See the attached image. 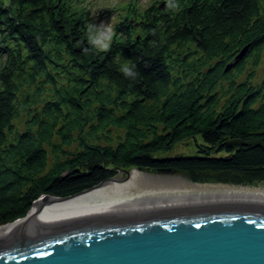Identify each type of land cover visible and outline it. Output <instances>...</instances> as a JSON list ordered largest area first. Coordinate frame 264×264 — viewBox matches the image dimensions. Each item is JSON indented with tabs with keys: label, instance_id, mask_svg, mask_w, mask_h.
<instances>
[{
	"label": "trees",
	"instance_id": "1",
	"mask_svg": "<svg viewBox=\"0 0 264 264\" xmlns=\"http://www.w3.org/2000/svg\"><path fill=\"white\" fill-rule=\"evenodd\" d=\"M172 2L147 16L141 37L125 19L96 50L60 0H0V225L119 168L264 181V76L251 80L264 0ZM129 66L135 79L122 74ZM189 138L195 153L170 154Z\"/></svg>",
	"mask_w": 264,
	"mask_h": 264
},
{
	"label": "water",
	"instance_id": "2",
	"mask_svg": "<svg viewBox=\"0 0 264 264\" xmlns=\"http://www.w3.org/2000/svg\"><path fill=\"white\" fill-rule=\"evenodd\" d=\"M129 170L91 188L125 180ZM150 173L124 197L40 215L31 209L30 220L0 226V264H264V194L173 186L147 180ZM79 193L44 194L33 206Z\"/></svg>",
	"mask_w": 264,
	"mask_h": 264
},
{
	"label": "rangeland",
	"instance_id": "3",
	"mask_svg": "<svg viewBox=\"0 0 264 264\" xmlns=\"http://www.w3.org/2000/svg\"><path fill=\"white\" fill-rule=\"evenodd\" d=\"M68 8L69 16L72 19H78L81 16L84 20V24L89 32L91 25H100L101 23L109 24L113 29V22L118 19L119 16L130 12L131 9L138 8L139 10L149 6L152 1L157 2L159 0H62ZM165 1V0H163ZM162 1V2H163ZM78 22V21H77ZM110 43V42H109ZM250 73V65H247L243 74L239 77L240 80L247 78ZM264 76V52L262 53V60L259 66L255 69V75L252 77V81L255 83L260 82ZM25 116H21L18 120L21 125H24ZM197 140L192 138L185 139L175 145L174 149L171 151V155L175 154H192L197 150ZM151 172H171V174H181L188 176L187 173L164 170V171H151ZM122 175L123 173H118ZM189 177V176H188ZM200 183H221V182H200ZM230 184V183H221ZM236 185V184H231ZM242 186V185H240ZM246 187H263L264 181L255 185H245Z\"/></svg>",
	"mask_w": 264,
	"mask_h": 264
},
{
	"label": "bare ground",
	"instance_id": "4",
	"mask_svg": "<svg viewBox=\"0 0 264 264\" xmlns=\"http://www.w3.org/2000/svg\"><path fill=\"white\" fill-rule=\"evenodd\" d=\"M144 170L137 168L130 169L128 177L125 180H109L99 186L93 187L87 191L81 192L75 196L65 198V199H59V198H49L47 200H40L38 201L33 207L32 211L36 215L40 214H46L53 211L58 210H65L67 208H70L71 206L79 207L83 204H91L94 201L97 200H105L107 198H116V197H124L126 196V187L130 185L134 179L140 175L143 174ZM153 179H160L163 182L173 185V186H180V187H223V188H234V189H242V190H248V191H254L256 193L264 194V188L263 187H246L245 185H231V184H221V183H215V184H207V183H200L195 182L190 179L188 176L184 175H177V174H171V172H160V173H154L151 172L150 175L147 177V180H153ZM31 218V210L28 212V214L16 221L4 223L0 226H4L6 224H11L14 222H23L28 221Z\"/></svg>",
	"mask_w": 264,
	"mask_h": 264
},
{
	"label": "clouds",
	"instance_id": "5",
	"mask_svg": "<svg viewBox=\"0 0 264 264\" xmlns=\"http://www.w3.org/2000/svg\"><path fill=\"white\" fill-rule=\"evenodd\" d=\"M166 6L174 9L177 5L172 0H167ZM113 38V29L109 24L101 23L100 25H91L89 28L88 43L91 48L96 50H106L110 45L109 42ZM125 78L135 79L139 75L138 71L133 67H124L121 69Z\"/></svg>",
	"mask_w": 264,
	"mask_h": 264
}]
</instances>
